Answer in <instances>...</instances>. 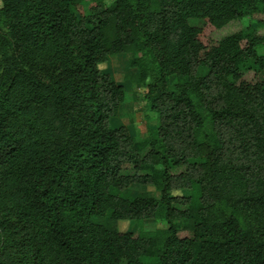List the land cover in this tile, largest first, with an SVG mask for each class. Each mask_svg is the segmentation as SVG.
<instances>
[{"label":"trees","instance_id":"1","mask_svg":"<svg viewBox=\"0 0 264 264\" xmlns=\"http://www.w3.org/2000/svg\"><path fill=\"white\" fill-rule=\"evenodd\" d=\"M0 1V264H264V0Z\"/></svg>","mask_w":264,"mask_h":264},{"label":"rangeland","instance_id":"2","mask_svg":"<svg viewBox=\"0 0 264 264\" xmlns=\"http://www.w3.org/2000/svg\"><path fill=\"white\" fill-rule=\"evenodd\" d=\"M1 7V1H0ZM247 24V21H244ZM198 25V23H194ZM131 55L120 54L110 58L106 63L98 67L103 75H107L116 85H121L125 89L124 100L119 107L118 115L111 120V127H125L135 140H143L147 136V129L156 126V115L150 113L145 106L144 96L146 88L144 85H134L128 79L129 76L137 74L135 68L129 66ZM174 77L167 79V84H174ZM147 192L152 196L157 193L151 187H130L122 192L123 195L134 197L139 193ZM180 194V193H179ZM119 231H136L137 227L130 222H119L117 224ZM166 228L162 220H147L143 223L145 231L163 230Z\"/></svg>","mask_w":264,"mask_h":264}]
</instances>
